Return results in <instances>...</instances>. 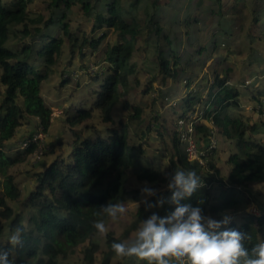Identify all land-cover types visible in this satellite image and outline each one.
I'll list each match as a JSON object with an SVG mask.
<instances>
[{
	"label": "trees",
	"instance_id": "obj_1",
	"mask_svg": "<svg viewBox=\"0 0 264 264\" xmlns=\"http://www.w3.org/2000/svg\"><path fill=\"white\" fill-rule=\"evenodd\" d=\"M256 1H259L258 5H262L253 13L254 25L248 33L251 41L261 36L256 30L263 27L260 24V14H264V0ZM31 2L32 0H10L4 3L0 0V82L3 85V88L0 87V174L4 177L0 192V217L8 221L9 228L8 239L0 243V250L9 251L13 264H62L79 245L86 243L84 258L91 264L99 251V245L94 240L99 232L93 227V222H105L107 218V215H97L98 206L123 203L132 194L133 200H140L138 191L127 188L131 177L129 170L134 166V147L129 143L128 124L111 129L108 135L81 138L79 133H75L69 159L56 158L38 175L37 191L28 198L29 206L35 209L29 217L31 227L24 224L23 215L7 201L18 200L21 195L14 175L8 169L24 162L36 148V144L32 143L26 149H16L9 154L6 152L10 147L8 144L24 118L38 117L44 130L52 119V109L45 102L41 91L43 82L53 72L64 39L53 34L50 29L60 27L65 37L77 45L78 36L70 31L69 23L65 21L68 13L77 6L88 21H93L94 34L84 36L78 44L81 54H84L85 47H91L92 50L99 48L107 37L104 29L117 35L116 43L108 45L105 50L106 59L110 62V72L103 80L102 88L95 92L94 102V107L100 110L103 120L112 122L113 106L121 95L120 86H127L129 74L135 73L132 58L141 38L146 45L144 48L154 53V60L151 62H157L160 82L167 84L168 79L177 80L182 73L190 72L185 81L186 86L190 87L192 69L196 66L194 62H205L211 54H216L214 50L220 46L221 40V43L228 42L233 21L225 18L226 14L221 11V0L212 1L211 9L206 8L202 13L215 14L214 20L211 19L208 23V40L204 44H196L191 28H194V24H200L198 17L192 19L190 14H186L180 18L177 10L172 11L174 14L169 18L165 17L164 10L175 3L173 0H49V18L41 13L32 15L29 9ZM198 2L201 3L202 0ZM216 3L219 5L218 9L213 7ZM20 25L22 29H17ZM182 28L186 29V39ZM27 37L29 40L26 41ZM10 40H15L20 46L12 47L8 44ZM191 64L194 67L190 71ZM230 71L231 68H227L225 74H222L215 67L208 91V105L203 111L202 121L196 125L199 140H208L214 132L230 141L236 140L238 151L230 154L227 159L230 165L227 175L220 178L216 173L217 165L212 158L215 149L208 154L206 165H200L188 159L176 127L172 134L174 150L170 159L173 170H195L201 181H204V186L182 203L199 206L205 216L214 215L216 220H221L223 213L239 207V192L243 188L264 182V144L246 138L248 130H259L258 124L227 113L229 107L239 106L237 97L241 94L230 83V76L227 75ZM154 80H151L150 88ZM261 100L258 99L261 104L258 111L263 121L264 102ZM127 106L132 108L130 103ZM182 108L177 118L193 110L190 96L183 100ZM92 110L80 108L73 116H68L67 120L71 124H78L91 117ZM138 116L137 112L130 118ZM134 175L141 182L164 180L162 172L153 166L142 167ZM213 187H217V195L212 193ZM148 200L152 202L155 197ZM173 208L174 206L166 203L161 211L162 217ZM153 211L155 210L145 211V206L141 203L135 219L124 235L117 237L113 232H108L100 264H110L113 257L117 256L112 250V243L126 242L129 234L137 230L141 221L148 219ZM260 211V215L249 214L244 217L238 227L234 221L230 223L232 228L248 233L249 238L243 243L249 250L261 243L260 238L264 236V209ZM20 225L26 228L22 237L23 244L13 247L9 243V237ZM3 229L4 224L0 222V235Z\"/></svg>",
	"mask_w": 264,
	"mask_h": 264
},
{
	"label": "rangeland",
	"instance_id": "obj_2",
	"mask_svg": "<svg viewBox=\"0 0 264 264\" xmlns=\"http://www.w3.org/2000/svg\"><path fill=\"white\" fill-rule=\"evenodd\" d=\"M7 3L10 0H2ZM49 0H32L29 9L32 15L43 14L46 18L50 17V9L48 8ZM167 1V0H163ZM171 2V0H169ZM175 3L169 5V9L164 10L166 18H169L172 11H178L179 17L183 18L186 14H190V18L200 20V24H194L191 33H194L196 44H204L208 40V23L214 20L215 14L208 12L203 15V11L211 9L212 1L215 0H173ZM222 12L226 14L225 18L232 20V32L229 35L228 42L221 43L205 62L196 61L189 68L192 69V84L186 86V79L190 76V72L182 73L177 80L168 79L167 84L161 83L157 62L154 60V53L146 47L143 38L138 41V48L135 51L132 62L135 67V73L128 76L127 86L121 85V95L119 100L113 106V121L105 122L100 110L94 107L96 99V91L102 88L103 80L110 72V62L106 59L105 50L108 45L116 43L117 35L111 30L104 29L107 37L101 43L99 48L92 50L91 47L84 48V54L80 53L78 44L83 40L84 36L90 37L94 33L92 31V20H87L79 7H74L68 13L65 21L69 23L70 31L78 36L77 45H74L65 37L60 27L50 29L53 34L64 39L61 47L60 56L53 68L49 79L43 82L41 94L45 102L52 109V119L46 130L43 129L38 117L24 118L22 124L18 127L14 138L8 144L10 147L6 149L7 153H13V149H20L21 141L36 132L44 135L45 146L41 157H34L31 153L27 159L16 165L11 166L8 171L14 175L15 182L21 190L18 200L8 199V204L23 215L24 224L31 227L29 217L35 210L29 206L28 198L31 193L37 191L38 175L44 171L56 158L69 159V153L72 149L75 133H79L81 138L95 137L98 135H108L113 128L121 127V124L129 125V143L134 147L133 163L134 166L130 171L131 177L127 183V188L132 191H138L140 200H133V194L129 195L123 202L126 206V212L118 215L116 219L107 216L105 234H96L94 240L99 245V251L95 255V260L91 264H100L103 251L106 249V235L113 232L117 237L124 235L125 230L135 219L137 208L141 205L138 203L142 200L140 190L144 187L145 182L139 181L134 172L146 166H153L159 171H163L164 180L157 182H148V186L162 190L165 197H171L170 191L166 190L168 180L164 173L173 172L171 153L174 150L172 134L175 128V122L179 112L183 110V100L190 96L193 100V110L188 112H203L207 107L208 91L210 81L214 77V69L225 74L227 68L232 71L227 73L230 76V83L236 86L241 93L239 106H231L227 109V113L231 116H241L247 122H256L259 130L257 132L247 131L246 138L255 139L264 144V125L258 109L261 107L258 101L261 98L264 102V14H260V24L262 28H257V33L263 37L254 38L251 41L248 33L254 25V11L260 9L262 5H258L256 0H221ZM200 4V5H199ZM217 3L213 7L218 9ZM217 13V12H215ZM176 27V26H175ZM213 27V26H212ZM178 28V27H177ZM17 29H22V25ZM214 29V28H213ZM184 39H186L185 28H182ZM101 34L102 32H98ZM206 37V38H205ZM227 37V36H226ZM29 40L27 37L26 41ZM227 39H225L226 41ZM9 45L12 47L20 46L15 40H10ZM17 45V46H16ZM156 65V66H155ZM198 65V66H197ZM1 73V68H0ZM157 77V78H155ZM155 79L151 86V80ZM0 87L3 85L0 82ZM149 87V90L147 88ZM192 94V95H190ZM255 95V99L253 96ZM259 97V98H257ZM22 103V99H19ZM130 103L131 107L127 104ZM182 103L180 106L179 104ZM80 108L93 109L91 117L78 123L71 124L68 122V116H73ZM138 110V111H137ZM139 113L138 118L131 119V115ZM206 122V121H205ZM217 144L213 161L217 165L216 173L220 178H224L229 170L227 162L230 154L238 151L236 140L230 141L218 133H215ZM206 140V139H202ZM14 151V150H13ZM15 152V151H14ZM4 177L0 174V192L3 188ZM212 193H218L217 187H213ZM240 205L235 210H230L224 215L232 217V221L237 227L244 221V217L249 214L260 215L261 209H264V182L252 184L248 188H243L240 192ZM148 197L147 199H150ZM166 205V203H165ZM163 206V208L165 207ZM163 208L155 209L161 215ZM213 219L214 215L208 214ZM0 222L4 224V229L0 235V243L7 241L9 228L7 220L0 217ZM226 227L232 228L229 225ZM234 229V228H233ZM223 230V229H222ZM137 230L132 231L126 238V242L135 239ZM261 242H264V236H261ZM85 244L79 245L78 248L68 255L62 261V264H89L84 258ZM169 264H178L176 258H168ZM186 262H188L186 260ZM110 264H148L147 261H139L136 257H120L115 256Z\"/></svg>",
	"mask_w": 264,
	"mask_h": 264
},
{
	"label": "clouds",
	"instance_id": "obj_3",
	"mask_svg": "<svg viewBox=\"0 0 264 264\" xmlns=\"http://www.w3.org/2000/svg\"><path fill=\"white\" fill-rule=\"evenodd\" d=\"M164 174L168 180L166 190L172 193L171 197H165L162 190L145 182L140 190L142 200L138 203L144 204L145 211L163 208L165 203L174 206L173 210L163 217L153 211L148 219L141 221L135 239L114 241L111 247L117 256L136 257L148 264H169L168 258L173 257L177 260L187 257L188 264H264V242L251 250L244 247L248 233L226 227L232 217L224 215L221 220H216L205 216L201 207L182 203L204 186L195 170L174 169ZM148 197H155V200L150 202ZM98 207L97 215L113 219L127 210L122 202ZM93 227L100 234L107 232L102 220L94 221ZM25 231V226H17L9 237L10 245L22 246ZM9 257V251L0 250V264H13Z\"/></svg>",
	"mask_w": 264,
	"mask_h": 264
},
{
	"label": "built area",
	"instance_id": "obj_4",
	"mask_svg": "<svg viewBox=\"0 0 264 264\" xmlns=\"http://www.w3.org/2000/svg\"><path fill=\"white\" fill-rule=\"evenodd\" d=\"M203 112H186L178 117L175 127L178 133L179 140L183 143L187 157L190 161H196L200 165H206L208 154L211 153L217 144V139L214 134L207 140H199L196 136V125L202 121ZM35 143L36 148L32 153L34 157H41L45 146L44 135L41 132H36L24 138L20 143L21 149H26L30 144ZM187 257H183L178 262L188 264ZM188 261V260H187Z\"/></svg>",
	"mask_w": 264,
	"mask_h": 264
},
{
	"label": "crops",
	"instance_id": "obj_5",
	"mask_svg": "<svg viewBox=\"0 0 264 264\" xmlns=\"http://www.w3.org/2000/svg\"><path fill=\"white\" fill-rule=\"evenodd\" d=\"M14 151H16L15 149H13ZM12 150V152L14 153V151Z\"/></svg>",
	"mask_w": 264,
	"mask_h": 264
}]
</instances>
